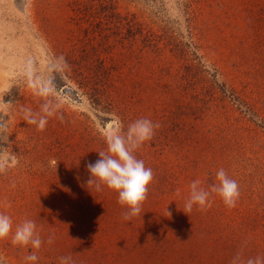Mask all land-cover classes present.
Returning <instances> with one entry per match:
<instances>
[{
  "label": "rangeland",
  "instance_id": "rangeland-1",
  "mask_svg": "<svg viewBox=\"0 0 264 264\" xmlns=\"http://www.w3.org/2000/svg\"><path fill=\"white\" fill-rule=\"evenodd\" d=\"M29 60L63 117L43 131L21 113L44 102ZM0 117V212L36 221L38 264L264 260V0H0ZM139 118L159 125L136 151L154 175L125 220L116 192L88 190L86 165ZM220 168L236 206L213 194L185 214L192 180L208 188ZM29 251L0 240L5 264Z\"/></svg>",
  "mask_w": 264,
  "mask_h": 264
},
{
  "label": "clouds",
  "instance_id": "clouds-1",
  "mask_svg": "<svg viewBox=\"0 0 264 264\" xmlns=\"http://www.w3.org/2000/svg\"><path fill=\"white\" fill-rule=\"evenodd\" d=\"M22 76L27 83L35 90V93L44 99L38 111L23 106L21 113L23 121L27 125L35 126L37 130L43 131L49 119L56 116L63 119L59 113V103L56 102L55 87L52 80L44 81L37 75L36 69L31 60L27 61L22 69ZM5 103V102H4ZM5 104H13L11 102ZM158 123L149 118H139L131 122L125 132H115L106 137V151L98 152L99 158L95 162L86 165L89 179L86 186H94L97 192L102 191L106 186L117 193L118 203L126 208L125 220L139 215L142 212V204L147 199L149 186L153 180V170L145 165L142 159L136 155L145 142L151 140L155 134ZM6 121L0 117V140H7ZM216 181L208 188L197 178L189 185V196L185 201V214L192 211L196 206L200 209L209 207L210 197L215 194L227 207H235L240 198V187L236 179L220 168L216 172ZM170 215V213L168 212ZM190 218V217H189ZM14 229V230H13ZM11 235V243L31 249L24 257L26 264H38L39 250L45 241L40 235L38 225L33 219H24L22 222L13 224L12 217L0 212V240ZM54 233L47 237V243H53ZM59 264H76L71 255L60 256ZM0 264H5L0 258ZM236 264V261H233ZM247 264H264V260L257 257L249 259Z\"/></svg>",
  "mask_w": 264,
  "mask_h": 264
}]
</instances>
